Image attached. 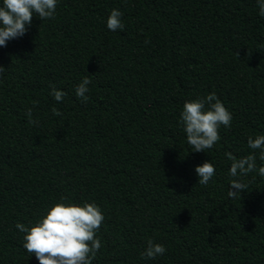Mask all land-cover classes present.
Wrapping results in <instances>:
<instances>
[{"label": "trees", "instance_id": "obj_1", "mask_svg": "<svg viewBox=\"0 0 264 264\" xmlns=\"http://www.w3.org/2000/svg\"><path fill=\"white\" fill-rule=\"evenodd\" d=\"M113 9L123 30L106 26ZM0 65V264H39L15 225L57 202L102 210L92 264H264V161L248 147L264 135L257 0H57L54 19L34 16L0 47ZM84 77L86 103L75 94ZM50 85L67 93L62 102ZM212 92L231 127L194 152L180 113ZM225 153L256 156L235 199ZM205 161L216 171L201 185ZM148 239L166 252L142 258Z\"/></svg>", "mask_w": 264, "mask_h": 264}, {"label": "clouds", "instance_id": "obj_2", "mask_svg": "<svg viewBox=\"0 0 264 264\" xmlns=\"http://www.w3.org/2000/svg\"><path fill=\"white\" fill-rule=\"evenodd\" d=\"M259 15L264 17V0H257ZM57 0H2L0 4V47H6V42L23 37L31 25L33 17L41 21L54 19ZM122 12L113 9L106 20L110 31L123 30ZM147 43V41H146ZM6 69L0 65V74ZM91 83L84 77L75 87L77 98L86 103V95ZM51 95L55 101L62 102L66 92L50 85ZM33 102V106L38 104ZM207 106V107H206ZM52 112L56 116L62 115L55 107ZM26 115L29 124L38 121L32 119V109ZM232 114L225 108L223 102L215 92L194 101H186L180 113L179 123L186 133L187 143L194 152H205L212 149L220 140L219 128L231 127ZM248 147L259 151V159L264 161V135L248 138ZM231 161L228 197L235 199L237 194L245 191L248 185L237 177L247 176L257 171L256 156L249 154L237 158L231 153H225ZM215 167L209 161L195 167L198 183L207 185L215 174ZM258 175L264 177V166L259 167ZM66 197H61L64 201ZM105 217L102 210L95 203L85 202L83 205L75 203L57 202L46 211V214L31 226L17 222L15 227L22 233L23 248L30 255L34 254L39 264H92L101 248V241L96 237ZM166 252L163 244L155 243L152 239L146 242V248L141 253L145 259H155Z\"/></svg>", "mask_w": 264, "mask_h": 264}]
</instances>
